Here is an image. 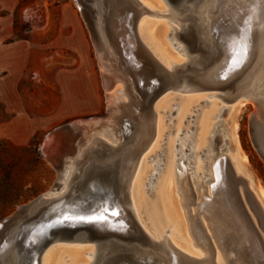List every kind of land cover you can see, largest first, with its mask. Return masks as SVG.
<instances>
[{
    "label": "rangeland",
    "instance_id": "rangeland-1",
    "mask_svg": "<svg viewBox=\"0 0 264 264\" xmlns=\"http://www.w3.org/2000/svg\"><path fill=\"white\" fill-rule=\"evenodd\" d=\"M147 1L150 2L147 7L154 14H145L139 22V28L141 25L148 28L153 27L160 43L171 54L174 63H185L190 57L186 50L181 51V48H184V43L181 40L173 39L172 31L179 30L180 25L167 15L170 11L168 5L163 0ZM145 5L147 4L145 3ZM78 7L76 0H19L14 10L2 9L0 5V17H8L12 20L13 27L17 31V38L26 37L28 42H32V50L46 53V56L41 58L38 63L41 70L32 68L28 72V76L20 82L19 89L20 91L26 89V96L10 100H4L0 96V220L12 215L20 205L27 204L47 193L57 183H62L61 189L63 190L66 186L67 172L75 167L73 162L95 138L113 145L118 142L113 132L116 122L112 118L109 119L108 112L111 111V114L119 116L123 105L129 102V98L120 78L114 80L110 89L105 88L102 81L103 70L99 66L91 32ZM71 18H77L82 25L83 38L86 43V55L84 56H78L75 49L70 48L71 45L65 38L72 34L69 26L72 23L69 20ZM74 33L75 31H73V35H75ZM142 35L145 36L143 31ZM56 39L62 44L53 45L52 41ZM157 56L159 57L160 54ZM60 68L64 70L63 74L77 68L80 70L87 68L90 75L84 86L87 98L80 102L81 110L70 109V116L52 119L51 106L54 103L56 105L59 103L58 101L54 102L51 98L56 93L58 95L59 92L58 85L54 84V79L56 71ZM7 74L8 71L0 72V80H6ZM6 86L10 87L7 83ZM63 86L60 90L62 96L65 95V90H69ZM81 87L80 89H82ZM218 94L217 90L190 93L170 90L158 98L155 105L154 137L136 163L130 188L131 198L133 197L141 211L147 231L156 239L167 235L170 239L173 238L178 244L183 245L190 253L199 257L205 256L206 253L197 244L191 233L186 208L181 202L182 194L178 187L176 186V193H178L183 220L186 229H188V238L186 239L188 243L174 236L171 223L155 222L163 227L161 232L159 230L158 232L152 225L148 226L146 223L152 213L145 202L156 199L155 194L166 174L169 159L175 160L176 169L184 166L182 161L184 160V150H186L185 144L191 139L189 148L194 147V152H187L193 153L192 157H195L193 164L195 165L192 164L193 168L188 171L190 176L187 178V182H189L190 188L191 183H194V187L200 188L203 185V180L209 179L208 176L205 177V173L214 174L210 164L214 154H217L218 158H222V172L231 177V184L235 195L239 198L241 207L244 208L238 193V186L242 182L234 181L229 162L227 163L228 159H235V162L239 163L242 177L246 180L249 179L252 191L258 196L264 207V158L256 147L251 129V117L255 106L251 101L245 100V96H241L237 101L227 102ZM207 114H211V116H207ZM205 116L208 120L207 129H203ZM87 120H96V124L86 133L74 154L71 153L75 151L74 147L79 144L80 135L76 136V133L62 134L58 139H49L48 141V136L57 128L75 121ZM48 142L50 146L45 149V154L48 153L49 158L42 153V148H45ZM213 142L218 145L215 151L212 147ZM171 143L178 147L175 148L173 156L169 157ZM52 144L53 154L50 152ZM185 165L189 168L188 163ZM185 182L183 181L184 186L187 185ZM61 189L53 192L56 193L53 196H58ZM209 191L211 189H208L206 193L210 194ZM192 192L194 195L196 194L194 191ZM190 209L194 214L195 206H190ZM245 213L246 218L249 219L247 212ZM150 221L152 223V220ZM249 221L252 223L251 219ZM204 224L207 222L204 221ZM252 226L254 227L253 223ZM254 228L260 236L261 232L258 227ZM51 248L52 251L61 252L65 264L71 263L68 252L76 248V251L83 248L81 252L86 255H84V260L74 264H86L91 260V254L87 252L89 246L83 244L57 245ZM217 253L222 259L220 250H217Z\"/></svg>",
    "mask_w": 264,
    "mask_h": 264
},
{
    "label": "bare ground",
    "instance_id": "bare-ground-1",
    "mask_svg": "<svg viewBox=\"0 0 264 264\" xmlns=\"http://www.w3.org/2000/svg\"><path fill=\"white\" fill-rule=\"evenodd\" d=\"M142 1L143 4H147L146 6L150 3L147 0ZM167 15L171 16L174 21L180 25L181 29V20L172 11H168ZM198 16L199 23H201L200 29L203 39L207 41H210L211 39L212 42L214 41V44L211 42L210 45H212L214 50L213 54L216 56L213 58L212 67L207 72H204L203 75V78L206 79V83L209 82L208 85L210 87L206 86L208 88H202L199 85H193L191 83H181L175 88H172V91L175 92L176 90H180L185 93H190L195 91L217 90L219 91L218 95L227 102L237 101L241 96H245V100H248L250 97L258 98L262 108L258 114V128L256 130L255 137H257V149L264 151V98L259 94L262 88L264 90V0H214L212 5L204 13H202L201 16ZM108 19V24L103 25L104 28L100 30V36L108 54L106 58L107 60H111L110 55L112 54L111 52L114 48L116 50L118 49V51L121 50L123 52L122 58H125L126 61L125 63L132 67L135 63L136 56L134 51L136 47L135 38L129 31L126 30L125 24L119 16L112 14ZM225 22L229 28L223 30L222 25L225 26ZM108 26L112 29H109ZM231 29H235L239 32V34H241L240 44L243 45L242 57L234 55L236 52V48H234V46L232 49L229 48L232 46L231 40L229 39L230 35L227 34ZM142 31L145 33V36L142 35ZM177 31L178 30L172 31L174 40H178ZM138 35L152 51L154 56L168 70H176L177 68L183 67L187 64L188 66L197 67L200 65V61L193 59L189 53L190 59L188 61L182 64L174 63V59L171 57L168 50L165 49L163 44L160 43L153 27L148 28L145 27V25H141L139 28L138 23ZM118 41H120L119 44ZM234 42L235 41L233 39L232 43ZM230 49L233 51L231 55L229 54L231 52ZM185 50L188 52L185 46L184 48H181V51ZM238 51L239 50L237 49V52ZM158 54H160L159 57L157 56ZM229 61L231 62L228 63ZM171 63L173 65H170ZM255 67H258L257 71L253 70ZM252 70L254 72L249 79L246 91L240 92L237 96H226V91L215 87L213 88V86H211V84H215L218 81H223V78L231 79L240 71H242L241 75H245L251 73ZM102 73H104V70ZM116 78L122 79L125 92L129 98V102L123 105L119 116L118 114H111V111L108 112L110 115L109 119L112 118V120H115L116 122L113 132L118 140L117 144H109L108 142L98 138L92 140L88 148L81 152L79 155L80 158L78 156V159L74 161L76 164L73 162L75 167H72V170L67 172L65 188L62 190V183H60V188L57 190L59 191L61 189L60 194L58 196H53L54 193L49 192L47 196L55 197L57 199L67 197L68 195L70 196L74 193L77 184L81 182V180L85 179L91 170H106L114 168L117 170L118 177L121 179V185L116 188V191L106 194L105 198H115L112 201L115 202L117 208L116 211L118 208H122L126 213V217L124 216L120 218L122 223L126 222L130 218L128 209H131L138 225L149 236L154 245L163 247V249H157L154 247L143 246L141 247V250L145 254H148L156 258L158 261L167 264H209L205 261L209 257L207 250L209 245L212 250L210 255H212L214 264H264V207L262 206L263 203L261 205L258 196L252 191L249 179L246 180V178L242 177L240 171L241 169L239 168L240 165L238 166L239 163L237 164L235 159H228L227 163L229 162L234 181L242 182L240 185L238 184V193L245 210L241 207L242 205L239 202L238 196L235 195L230 175L222 172V158H218L217 154H214L210 164L211 170L214 174L208 175V173H205V177L208 176L209 179L207 181L203 180V185L200 188H197L196 186L194 187V183H191L190 188L189 182H187V178L190 176L188 171L193 168V162L195 163V157H192L194 147L189 148L191 139H189L185 144L186 150H184V160L182 161L184 166L181 167L182 169H176L175 160L169 159L168 169L166 170V174L162 181L160 180L161 184L159 190L155 194L156 199L145 203L151 210L152 214L150 215V220H152L153 225L155 222L173 224L174 236L188 243L186 240L188 238V229H186V225L183 220V213L179 205L180 200L178 199V193H176V188L178 187L179 192L182 194L181 202H183V205L186 208L191 233L197 244L205 250L206 255L202 257L194 255L183 245L178 244L173 238H169L168 240L165 236H162L163 238L161 237V239H159V237L156 239L154 238L155 236L153 237L147 231L141 217V211L136 202L133 200V197L131 198L130 189L133 172L141 153L139 155L137 154L133 172L129 177H127L128 171L126 172L122 169L123 157L126 152L128 141L125 136V131L122 129L123 124L121 122V117L129 113L131 106H134L133 99L135 98V95L126 87L124 77L121 76V74L115 69H112L109 81L103 83L105 88L110 89ZM210 82L213 83L210 84ZM155 105L154 116L151 120V129L153 133L147 135V143L145 144L143 151L147 148L150 141L154 137ZM110 110L112 109L110 108ZM207 116H211V114H207ZM207 116H205L203 120V129H207L208 126ZM95 122L96 120L81 122L88 124L87 129L83 130L81 133L83 140L86 133L94 124H96ZM56 136V133H51L48 136V141L49 139H58ZM52 143H54V141H52ZM135 143L136 141L134 144ZM173 144L174 143H171L169 146V157L173 156L175 148L178 147ZM48 146H50L49 142L46 144L45 148H42V153L44 156L46 155L47 158H49V156L47 155L48 153L45 154V149ZM78 146H80V144H78ZM52 147L53 144L50 148L51 153ZM212 147L214 151L217 150V143L213 142ZM187 151L192 152L188 153ZM52 162L55 161L52 160ZM186 163L189 164V168L186 167ZM60 173L62 176V171ZM126 178H129V181L127 182V192L129 196L128 203L125 200L123 188V183ZM183 181H186V186L183 185ZM208 189H211V191H209L210 194L206 193ZM192 191L196 194L194 195ZM190 206H195L194 214L192 213ZM245 212H247V215L249 216V219H251L254 227H258L261 232L260 236L256 229L252 226L249 219L246 218ZM201 216L203 217L201 218ZM204 221L207 222V224H204ZM9 245H12V243H9ZM85 246H87V244H85ZM88 246L89 251L87 252L91 254V260L86 264H103V257L97 250L95 244ZM51 247L48 248L42 255L41 264H65L62 259L61 252L58 250L52 251ZM81 249L83 250V248ZM72 250L73 251L68 252V255L71 257L70 264L84 260V255H86V253L83 254L80 249V251H76L77 248ZM217 250H220L222 259L218 256ZM178 255H183L192 259L193 263L178 260ZM2 259L6 261L5 264H8L5 255H3ZM169 260H171V263H168Z\"/></svg>",
    "mask_w": 264,
    "mask_h": 264
},
{
    "label": "water",
    "instance_id": "water-1",
    "mask_svg": "<svg viewBox=\"0 0 264 264\" xmlns=\"http://www.w3.org/2000/svg\"><path fill=\"white\" fill-rule=\"evenodd\" d=\"M163 1L168 5L169 10L181 20L182 25L181 29L177 31V38L184 43L190 56L200 61L198 67L187 64L176 70H168L154 56L138 35L139 21L145 14L151 12L141 0H76L91 32L99 66L104 70L102 73L103 83L109 81L112 69H115L124 77L126 87L135 95L134 106H131L129 113L121 117L122 129L125 131L128 141L122 165V169L128 171L127 177L133 172L137 154L143 152L147 143V135L153 133L151 120L158 98L164 93L172 91V88L181 83H191L208 88L206 86H209V82L206 83L203 75L212 67L213 58L216 56L213 54L212 45H210L212 40L203 39L198 16H201L214 0ZM112 14L122 19L126 30L135 38L136 56L132 67L125 63L121 50L118 51L114 48L110 55L111 60L106 58L108 54L100 36V30L104 28L103 25L108 24V18ZM225 24V26L222 25L223 30L229 28L226 22ZM108 28L112 29L109 26ZM227 35H230L232 46L229 48L232 49L234 46L236 48L234 55L242 57L241 34L235 29H231ZM233 39L234 43H232ZM119 43L120 41H118ZM232 53L233 51L229 54ZM257 68L255 67L253 70L257 71ZM253 70L248 73L249 75H241L242 70L231 79L223 78L221 82L218 81L215 84L210 82V84L213 88L226 91V96L234 97L240 92L246 91ZM259 94L264 98L263 88ZM248 100L255 106L251 117V129L257 147V137L255 136L258 128V114L262 107L258 98L250 97ZM87 127L88 124L75 121L57 128L52 133H56L57 138L68 133H76V136H81L82 131ZM82 140L81 137L79 144L82 143ZM77 146L78 144L71 154L76 152ZM259 152L264 158V151L259 150ZM128 181L129 178H126L123 183L124 197L127 203L129 202ZM120 185L121 179L118 177L116 169H94L77 184L74 193L70 196L60 199L47 196L49 192L57 191L60 188V183H57L47 193L27 204L20 205L12 215L0 220V264L6 263L2 259L3 255L6 256L8 264H41L42 255L51 246L75 244H87V246L95 244L103 257V264H167L141 250L143 246L157 249H163V247L154 245L138 225L131 209H128L130 218L122 223L120 218L126 217V213L122 208H118L116 211L115 202L112 201L115 198H105L106 194L116 191ZM113 212L118 214L113 215ZM99 216H103L104 219H90ZM80 217H84V219H80ZM207 250L209 257L205 261L214 264L209 245ZM177 259L193 263L192 259L183 255H178ZM168 263H171V260Z\"/></svg>",
    "mask_w": 264,
    "mask_h": 264
},
{
    "label": "crops",
    "instance_id": "crops-1",
    "mask_svg": "<svg viewBox=\"0 0 264 264\" xmlns=\"http://www.w3.org/2000/svg\"><path fill=\"white\" fill-rule=\"evenodd\" d=\"M18 2L19 0H0V5L2 9L14 10ZM69 20L72 22L69 24L72 34L65 38L71 45L70 48H74L78 56H84L86 55V43L83 38L82 25L77 18H71ZM73 31H75V35H73ZM16 32L10 18L0 17V72L8 71V74L5 76L6 80H0V96L4 100L20 99V97L26 96L27 90L20 91L19 89L20 82L28 76V72L32 68L41 70L40 64L38 63L41 58L46 56V53L32 50V42H28L26 37L17 38ZM10 40L12 41L8 42ZM52 44L61 45L62 42L56 39L52 41ZM63 72L64 70L61 68L56 71V77L54 79V84L58 85L59 92L58 95L57 93L54 94L51 99L59 103L57 105L54 103L51 106L52 119L55 117L70 116L71 110H81L80 102L87 98V92L84 89L90 77L87 68L83 70L77 68L64 74ZM6 83L9 84V88L6 86ZM63 85L65 89H69L65 90L64 96L60 92Z\"/></svg>",
    "mask_w": 264,
    "mask_h": 264
},
{
    "label": "flooded vegetation",
    "instance_id": "flooded-vegetation-1",
    "mask_svg": "<svg viewBox=\"0 0 264 264\" xmlns=\"http://www.w3.org/2000/svg\"><path fill=\"white\" fill-rule=\"evenodd\" d=\"M147 207V206H146ZM148 209V207H147ZM149 214V213H148ZM148 226L152 225L153 227H155L157 230H159L160 232L162 231L163 227L160 226L159 223H155L154 225L151 223L150 218L148 217V223H146ZM169 231V230H168ZM165 238L169 240V237L167 235H165Z\"/></svg>",
    "mask_w": 264,
    "mask_h": 264
},
{
    "label": "snow or ice",
    "instance_id": "snow-or-ice-1",
    "mask_svg": "<svg viewBox=\"0 0 264 264\" xmlns=\"http://www.w3.org/2000/svg\"><path fill=\"white\" fill-rule=\"evenodd\" d=\"M112 214H113V215H117L118 213L113 212ZM66 218H67V217H66ZM80 219H84V217H80ZM90 219H104V217H103V216H99V217H91Z\"/></svg>",
    "mask_w": 264,
    "mask_h": 264
}]
</instances>
